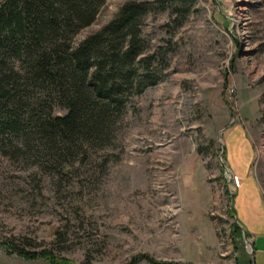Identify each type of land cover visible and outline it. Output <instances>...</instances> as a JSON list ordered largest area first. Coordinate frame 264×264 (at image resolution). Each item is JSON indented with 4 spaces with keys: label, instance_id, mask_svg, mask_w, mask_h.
Instances as JSON below:
<instances>
[{
    "label": "rangeland",
    "instance_id": "rangeland-1",
    "mask_svg": "<svg viewBox=\"0 0 264 264\" xmlns=\"http://www.w3.org/2000/svg\"><path fill=\"white\" fill-rule=\"evenodd\" d=\"M132 1L156 4L141 38L159 83L130 100L106 144L74 159L0 150V264H49L44 252L71 264L252 263L227 164L230 145L250 144L264 202V0L247 4L248 51L242 0H194L185 19L158 0H107L75 42Z\"/></svg>",
    "mask_w": 264,
    "mask_h": 264
},
{
    "label": "trees",
    "instance_id": "trees-1",
    "mask_svg": "<svg viewBox=\"0 0 264 264\" xmlns=\"http://www.w3.org/2000/svg\"><path fill=\"white\" fill-rule=\"evenodd\" d=\"M107 0L0 2V150L18 157L35 151L51 161L74 159L104 145L128 103L160 79L141 38L156 5L128 2L100 31L76 43ZM185 19L194 0H158ZM167 4V6H165ZM60 110L63 115H55ZM236 232L241 230L236 226ZM14 251L34 261L36 256ZM49 264H71L49 252ZM146 261L139 257L131 264Z\"/></svg>",
    "mask_w": 264,
    "mask_h": 264
},
{
    "label": "crops",
    "instance_id": "crops-1",
    "mask_svg": "<svg viewBox=\"0 0 264 264\" xmlns=\"http://www.w3.org/2000/svg\"><path fill=\"white\" fill-rule=\"evenodd\" d=\"M238 138V137H237ZM236 140V139H235ZM229 167L237 186L233 196L239 210L232 207L236 226L241 230V241L246 236L245 244L251 247V264H264V202L252 174L253 149L250 144L235 141L230 145ZM238 216L239 223L236 219Z\"/></svg>",
    "mask_w": 264,
    "mask_h": 264
},
{
    "label": "bare ground",
    "instance_id": "bare-ground-1",
    "mask_svg": "<svg viewBox=\"0 0 264 264\" xmlns=\"http://www.w3.org/2000/svg\"><path fill=\"white\" fill-rule=\"evenodd\" d=\"M241 2V1H240ZM242 5H239V7L237 8V25L240 27L241 30V34L244 38L243 43H244V50L248 51L249 48H252L251 46H249L248 44V38H247V33H246V28H247V23L246 21H244V17L246 15V13L248 12V8H247V4L248 3H252L251 0H242ZM249 47V48H248Z\"/></svg>",
    "mask_w": 264,
    "mask_h": 264
},
{
    "label": "water",
    "instance_id": "water-1",
    "mask_svg": "<svg viewBox=\"0 0 264 264\" xmlns=\"http://www.w3.org/2000/svg\"><path fill=\"white\" fill-rule=\"evenodd\" d=\"M243 239H244L245 241H247V238H246V236H245V235H243Z\"/></svg>",
    "mask_w": 264,
    "mask_h": 264
}]
</instances>
